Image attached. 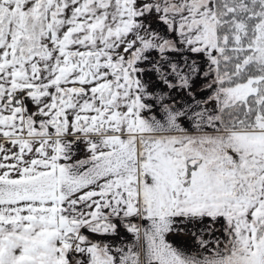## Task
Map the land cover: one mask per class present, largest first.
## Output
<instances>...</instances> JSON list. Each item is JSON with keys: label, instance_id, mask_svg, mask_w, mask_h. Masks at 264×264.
<instances>
[{"label": "snow or ice", "instance_id": "obj_1", "mask_svg": "<svg viewBox=\"0 0 264 264\" xmlns=\"http://www.w3.org/2000/svg\"><path fill=\"white\" fill-rule=\"evenodd\" d=\"M0 264H264V0H0Z\"/></svg>", "mask_w": 264, "mask_h": 264}, {"label": "crops", "instance_id": "obj_2", "mask_svg": "<svg viewBox=\"0 0 264 264\" xmlns=\"http://www.w3.org/2000/svg\"><path fill=\"white\" fill-rule=\"evenodd\" d=\"M170 239H171V238H170ZM184 239H185L184 237H181V238L177 241V243L180 244V245H183ZM185 247H188V248H189V254H191L192 251H195V249H194V248H191L190 245H186Z\"/></svg>", "mask_w": 264, "mask_h": 264}]
</instances>
